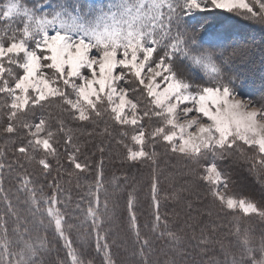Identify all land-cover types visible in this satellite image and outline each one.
I'll return each mask as SVG.
<instances>
[{
	"label": "snow or ice",
	"instance_id": "6c2138e0",
	"mask_svg": "<svg viewBox=\"0 0 264 264\" xmlns=\"http://www.w3.org/2000/svg\"><path fill=\"white\" fill-rule=\"evenodd\" d=\"M213 14L264 25V0L0 3V264H264L237 215L264 221V201L229 187L247 163L264 192V95L241 96L249 46L211 31ZM169 155L187 162L179 187L160 169ZM145 165L142 222L128 171Z\"/></svg>",
	"mask_w": 264,
	"mask_h": 264
},
{
	"label": "trees",
	"instance_id": "16d2710c",
	"mask_svg": "<svg viewBox=\"0 0 264 264\" xmlns=\"http://www.w3.org/2000/svg\"><path fill=\"white\" fill-rule=\"evenodd\" d=\"M206 24L210 26L221 24L219 31H223L227 29V31L230 33L231 37L234 39V42L236 44H244L248 45V49L244 53L243 57H237L235 62H240V59L242 62H240L243 67L241 68L245 74L244 80L245 84L241 86V92L242 88H245L246 94L245 95H252V98H256V92L261 91V95L264 94V91L262 93V90H264V69H260L261 65L264 64V62H260V56L264 54V25H261L259 23H244L241 22V25H239L238 22L234 21L233 19H227L223 22H218L215 19L214 14L211 17L206 18ZM243 24V25H242ZM248 25V26H246ZM218 26V25H217ZM256 29L259 32V35H253L252 33L256 31ZM257 33V32H256ZM259 41V42H258ZM231 50V48H229ZM252 52V53H251ZM262 70V71H260ZM206 78V77H205ZM238 90H240L238 88ZM243 93V92H242ZM260 95V96H261ZM102 127V125H101ZM2 143V141H0ZM170 157V158H169ZM169 157H164L162 159V162L164 163V166L162 164L160 165V169L162 171L168 170V175L173 176L174 183L177 187H179L182 184V179L180 175V169H182L181 164L186 166V162L183 160H180L178 158H172L171 155ZM166 158V160H165ZM106 161L108 158H105ZM182 161V162H181ZM161 163V162H160ZM105 174L108 177V179H111L112 174L121 175V172L119 171V158H117L112 163H106L105 167ZM128 175L136 180V188H137V194L139 198V212L138 215L141 216L142 222L144 220H147L148 217L146 213L150 211V201H149V178H150V169L148 166H138L130 169L128 171ZM167 175V177H169ZM248 178V177H247ZM252 178V179H251ZM249 179L251 181V187H247L248 189L241 191V196H252L256 200H262L264 201V192H262L260 185L255 181L254 177L251 176ZM90 180V178H89ZM239 181V179H236ZM85 178L81 177L79 183L83 185L85 183ZM173 181H165V186L169 187ZM77 182L73 181V194H76L75 184ZM234 186V189H238V191L241 189V186L238 184L232 185ZM84 189L81 188V191ZM111 191V189H109ZM131 189L129 188L128 191ZM196 191L202 192L200 189H196ZM78 198V197H77ZM124 205H125V197H121L119 200V216L117 219L118 223H123V221L126 219V213L124 212ZM202 208V211L213 212L212 219L215 218V208L211 203L199 206ZM175 208L179 213L180 217L174 220V228L180 229L183 226V206L177 205L174 202H169V205L167 208L164 209V211L171 214V210ZM208 222V221H206ZM121 235H126V233L121 230ZM227 235L226 232H223L222 236ZM127 239L129 240V244L127 247H130L131 237L130 235L127 236ZM56 257V253L51 254V260H54ZM119 257L122 261H130V256L126 252H120ZM163 259V257H161Z\"/></svg>",
	"mask_w": 264,
	"mask_h": 264
},
{
	"label": "rangeland",
	"instance_id": "374dc122",
	"mask_svg": "<svg viewBox=\"0 0 264 264\" xmlns=\"http://www.w3.org/2000/svg\"><path fill=\"white\" fill-rule=\"evenodd\" d=\"M4 2V0H0V3H3ZM36 2V0H28V3L29 4H33V3H35ZM60 2V0H47V5L48 6H51V5H53V4H56V3H59ZM68 2L69 3H81L82 5H85V6H93V7H99V6H101V5H106L107 3H109L110 2V0H68ZM212 15H208L206 18H208V17H211ZM215 16V19L218 21V22H223V21H225V20H227V19H233L234 21H236V22H238L239 23V25H241V22H246V23H254L255 21H246V20H244L242 17H239V16H235V15H233V14H228L226 17H224V16H216V15H214ZM218 25V26H217ZM217 25H213V26H210V30L211 31H219L218 29L220 28V26H221V24H217ZM243 25V24H242ZM246 26H248V25H246ZM257 32V33H256ZM253 35H259V32H258V30L256 29V31L255 32H253L252 33ZM259 42V41H258ZM252 53V52H251ZM260 56V62H264V54H262V55H259ZM240 62H241V59H240ZM240 62H235L239 67H243V65L240 63ZM260 69H264V64H262L261 65V68ZM260 71H262V70H260ZM200 75H204V73L201 71L200 72ZM207 78V77H206ZM245 84V80H243V82L242 83H240L239 84V89L240 90H238L239 92H240V94H241V96H244L245 98H247L248 96H250V95H245L246 94V92H244L245 91V88H242V92H241V86L242 85H244ZM259 91H257L256 92V95L257 96H255L256 98L257 97H259L260 95H261V90L260 89H258ZM263 91L264 90H262V93H263ZM264 95V94H263ZM252 96V95H251ZM169 157V156H168ZM170 158V157H169ZM176 159V158H175ZM165 160H166V158H165ZM179 161H180V159H179ZM182 162V161H181ZM186 162V161H185ZM187 163V162H186ZM162 164V166H164V163L162 162V160H161V163H160V165ZM181 166H182V169L183 168H185V165L183 164H181ZM140 167H142V166H140ZM248 167H249V165L247 164V163H244V164H241V165H238V166H235V167H233V168H230L229 170L232 172V175H233V184L232 185H235V184H239L240 186H241V189L238 191V189H234V186H232V185H230L229 187H230V189H231V191L233 192V194H235L236 196H241V191H243V190H246V189H248L247 187L249 186V187H251V181L249 180L250 178H251V174L249 173V171H248ZM168 170L166 169V171L164 170L163 171V174H164V177L165 178H167V175H168ZM169 176V175H168ZM173 177V176H172ZM249 179H248V178ZM236 179H239V181L238 180H236ZM252 179V178H251ZM166 181V180H165ZM198 190L200 189L201 191H203V189L202 188H197ZM222 191H223V189H222ZM206 204H209V202L208 203H206ZM238 215V217L243 221V223H244V225H247V224H251L252 225V227H253V230H254V235H255V237H256V243L258 244L259 243V241L261 240V239H264V221H260V220H258V219H256V218H254V217H249V216H245L244 214H242V213H238L237 214ZM231 220V217H228V220H226V221H222V223H224V225H225V231L224 232H226V234H227V229H229V228H231V227H233L230 223H229V221ZM223 234V232L221 233V235ZM235 241L234 240H232L231 238H229V239H227V240H225V243H234ZM50 258H51V256H50Z\"/></svg>",
	"mask_w": 264,
	"mask_h": 264
}]
</instances>
